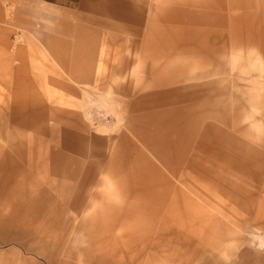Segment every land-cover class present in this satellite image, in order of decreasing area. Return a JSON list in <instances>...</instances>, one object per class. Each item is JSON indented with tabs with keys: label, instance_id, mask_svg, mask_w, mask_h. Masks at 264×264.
Returning <instances> with one entry per match:
<instances>
[{
	"label": "rangeland",
	"instance_id": "1",
	"mask_svg": "<svg viewBox=\"0 0 264 264\" xmlns=\"http://www.w3.org/2000/svg\"><path fill=\"white\" fill-rule=\"evenodd\" d=\"M0 0V264H264V0Z\"/></svg>",
	"mask_w": 264,
	"mask_h": 264
},
{
	"label": "crops",
	"instance_id": "2",
	"mask_svg": "<svg viewBox=\"0 0 264 264\" xmlns=\"http://www.w3.org/2000/svg\"><path fill=\"white\" fill-rule=\"evenodd\" d=\"M14 1V0H8ZM26 2H39L44 5H49L53 8L60 9V10H67V11H75L78 8L82 7L83 1L85 0H21Z\"/></svg>",
	"mask_w": 264,
	"mask_h": 264
},
{
	"label": "built area",
	"instance_id": "3",
	"mask_svg": "<svg viewBox=\"0 0 264 264\" xmlns=\"http://www.w3.org/2000/svg\"><path fill=\"white\" fill-rule=\"evenodd\" d=\"M257 237H258L257 246L264 250V233H260L259 235H257Z\"/></svg>",
	"mask_w": 264,
	"mask_h": 264
}]
</instances>
